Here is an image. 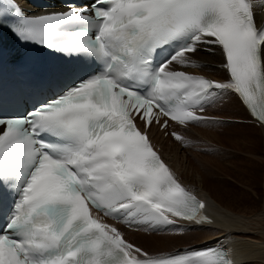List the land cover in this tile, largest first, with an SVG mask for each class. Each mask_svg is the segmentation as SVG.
<instances>
[{"label": "snow or ice", "instance_id": "obj_1", "mask_svg": "<svg viewBox=\"0 0 264 264\" xmlns=\"http://www.w3.org/2000/svg\"><path fill=\"white\" fill-rule=\"evenodd\" d=\"M257 10L264 0H65L29 15L0 0V36L77 62L0 110V264H236L219 244L151 253L104 217L152 230L213 222L150 131L206 123L224 95L264 126ZM201 50L219 55L227 80L178 70L200 66L191 57Z\"/></svg>", "mask_w": 264, "mask_h": 264}, {"label": "bare ground", "instance_id": "obj_2", "mask_svg": "<svg viewBox=\"0 0 264 264\" xmlns=\"http://www.w3.org/2000/svg\"><path fill=\"white\" fill-rule=\"evenodd\" d=\"M256 15H257V19H259V20L262 19L264 16V10H257ZM191 58L193 60H195L197 62V64L200 66L187 67V68H181V69H184L186 71H192V72H200V73H204V74L205 73L207 74V72H210L212 69H214L213 72L216 71L221 75H223V74L226 75V72L220 67L221 59H220L219 55L214 56V55H211L207 51L201 50L196 55L192 56ZM177 68L179 69L180 67L177 66ZM234 98H235L234 100L225 99L224 104L229 106V107L226 109V111H223V115L226 117H230L233 119L237 118V120H240V118L238 116H241L242 118H244L246 115H249V114L245 111V109L242 106L239 105V100L235 96H234ZM227 111H228V113H227ZM205 115H207L208 118H210L209 121L206 122V124H211V121L216 120V119L220 120L219 115H216L217 117H214L211 114V112L206 113ZM213 118H215V119H213ZM249 118H251V117H249ZM251 123H253L257 126H260L262 128V125H260L254 119L251 120ZM203 124L204 123H201L202 128H204ZM222 125H225L227 127L230 124H229V122H226V123L223 122ZM249 128H248V126L241 125V130L244 132L245 138L247 137L246 131H249L250 130ZM192 130H196V132H198L199 127L192 128ZM162 133L163 132H159L156 128L152 127V129L150 131V136H151L152 142L155 146H159L163 159L172 167V169L174 171H176L175 168L173 167V164L169 160V158H167V154L170 153L172 150H178L179 147L176 145H178L179 142H173V141H171V143H167V141L163 142V139H161L159 137ZM249 134H247V135H249ZM189 140H191L192 143L189 146L185 147L187 149L190 147H193L197 143L195 141L194 135H191L189 137ZM240 144H242V145L235 146L236 147V148H234V149H236L235 151H231V150L228 151V147H226L225 145L223 146L224 148L217 147L218 153H216L215 156L218 155L220 158V161L218 162L219 164H217L216 167H219V173L218 174L222 175L223 178H217L215 176V173L213 171L212 172L210 171L212 166H214L211 163V161H207L205 159L202 162L201 168L209 170L208 174H207V179H208V181H210L209 182L210 184H212L213 181L219 182V181H224L223 179L228 180V178L231 180L232 179L237 180V177H239V179L243 182L244 178L248 177L249 181H245L244 183L247 184L250 188H253V186L257 187L253 183H254L255 179L257 180V178L259 176L260 169H262V167H260L258 163H255L252 160H251V162H249L250 158H246L244 155L247 152H249V153L251 152V153L256 154L257 150H255L253 147H251L253 150L248 151V147L245 146L246 143L240 142ZM210 146H211L210 143L206 144V148H209ZM162 149H165V151L168 152V153H166V157H165V153L163 152ZM214 149L217 150L216 148H214ZM231 158L232 159L234 158V160L231 161ZM217 161H218V159H217ZM225 161H227V162H225ZM227 164H230L231 168L228 169L229 167H227V168L223 169L224 166ZM249 165H251V166H249ZM203 172L206 175V172L204 170H203ZM249 175H252V176L250 177ZM250 178L253 180V183H252V181H250L251 180ZM179 179L184 184V186H186L189 190L193 191L189 187V185L186 184V182H184L181 178H179ZM224 187H225V185H224ZM232 189H233V187H232ZM193 192L197 195L198 198L203 199L205 201L207 215H209L213 221L211 224H206L203 227H195V228L190 227V229H189V227H185V228H187L188 232H191L192 230H196L199 234L202 233L204 235L203 237H201V241H200L199 245H204V244H216L217 245V244H219V245L225 246L226 249H231L232 250L231 251L232 258L234 259L236 264H253V263L264 264V233H261L260 231H255V230L251 229L249 227L250 224H248L252 220H256L258 223L260 222L259 219H260L261 215L259 216V213H260L259 211L261 210L260 209L261 207H259L256 204V202H254V199H252L245 192L243 193V196L238 195V197L235 196V197H229L228 198L231 200V201L228 200V203H231L230 206L241 207V210H242L241 213L245 214V212H247L248 214H251V216L244 217L245 221H241V216L239 217L237 215V213L234 212V210L229 208L227 205L224 206L223 204H221V202H219V200L218 201L216 200L217 198H215L214 200H211L206 196V194L203 191L198 190L196 192L195 191H193ZM236 195H237V192H236ZM244 208L246 211L244 210ZM241 210H239V211H241ZM239 211H237V212H239ZM255 212H259V213L254 214ZM241 213H238V214H241ZM246 222H248V223H246ZM179 223L185 224V225L187 224V222H184V221H179ZM172 230H174L175 232L180 231L179 229L174 228V227H165V228L160 227V228H157L156 230H154V233L147 234V236L152 235V236H150L151 238L150 237L149 238L148 237L147 238L140 237L139 240H140L141 244H137L136 242L131 240L130 235H135V234L146 235V234H142V233H138V232L135 233V232H130V231H127V234L126 233L125 234H126V237L128 238V240L131 241L133 244L137 245L138 247H140L144 250H147V247H149V246L153 247V245H155V244L154 243L153 244H146V241H150V239L156 240L155 236L160 237L163 235H170L174 232ZM222 230H224L225 232H222ZM242 230H244V231L242 232ZM188 232H187V234H188ZM161 238L164 239L163 237H161ZM161 238H159V239H161ZM176 238H179V237H177V236L174 237V239H176ZM210 240H213V241H210ZM199 245H196V246H199ZM196 246H193V247H196ZM185 248L186 247L179 248V249H185ZM187 248H189V247H187ZM175 250H177V249H174L171 251H169V250L164 251L163 250L162 253H168V252H172Z\"/></svg>", "mask_w": 264, "mask_h": 264}, {"label": "rangeland", "instance_id": "obj_3", "mask_svg": "<svg viewBox=\"0 0 264 264\" xmlns=\"http://www.w3.org/2000/svg\"><path fill=\"white\" fill-rule=\"evenodd\" d=\"M213 71L214 69H212L210 72H207V75H209L211 78H214L216 81H221V80L223 81V79H225L226 77L225 74L221 75L218 72L216 71L213 72ZM225 99L234 100L235 98L234 95H224L221 99H219V101L207 107V109H209V112H211V114L214 117H217L216 115H219L220 120L218 119L213 120L211 121V124L204 123L203 124L204 128L201 127V124H196L195 126H192L186 131L188 136L190 135L195 136V141L197 143L193 147L187 149L185 148L186 146H184L183 144H178L176 145L179 147L178 150H172L170 153L165 151V149L162 150L165 153V157H166V153H168L167 158H169V160L173 164V167L176 170L175 173H177L178 177L181 178L184 182H186V184H188L193 191L195 192L198 190L203 191L206 194V196L211 200L217 198L216 199L217 201L219 200L221 204H223L224 206L227 205L229 208L233 209L234 212H236L239 217L241 216V221H245L244 217L251 216V214H248L247 212H245V214L241 213L242 212L241 207L230 206L231 203H228V200H230L228 198L235 196L238 197V195L243 196L244 192L248 194L252 199H254V202H256V204L259 207H261L260 208L261 210L260 209H259L260 211L258 210L261 214L259 212H255L254 214L259 213V216L260 215L261 216L260 219L258 218L260 220L259 223L256 220H252L250 223L248 222L246 223L250 224L249 227L251 229L264 233V224H263L264 223V126H262L261 128L260 126L251 123L252 119L249 118L250 117L249 115H246L244 118L238 116L241 121L237 120V118L233 119L224 116L223 111H226V109L229 107L224 104ZM239 105L242 106L240 102ZM223 122L225 123L229 122L231 126L229 125L227 126L228 127L227 128L225 125H222ZM241 125L248 126V128L250 127L249 131L245 130L247 136L246 138L244 132L241 130ZM197 127H199L198 132H196V130H192V128H197ZM160 138L163 139V142L167 141V143H171L163 135H160ZM240 142L246 143L245 146L248 147V151L253 150L251 147L257 150L256 154L251 152L250 153L247 152L246 154H244L246 158H250L249 162H251L252 160L255 163H258L260 167H262V169H260L259 176L257 180L255 179L256 181L254 180V183L253 180L250 178L251 179L250 181H252V183L255 184L257 187L253 186V188H250L247 184L244 183L245 181H249L248 177H245L243 182L239 179V177H237V180H233V179L231 180L229 178L228 180L223 179L224 181H219V182H215L212 180L213 182L212 184H210L209 183L210 181H208L207 179V174L209 170L201 168L202 162L205 159L207 161H211V163L214 166H212L210 171L211 172L213 171L217 178H223L222 175L218 174L219 167H216L217 164H219L218 162L220 161L219 156L218 155L215 156V154L218 153L217 147L224 148L223 146L225 145L226 147H228V151L229 150L235 151L236 150L234 149L236 148L235 146L242 145L240 144ZM208 143H210L211 146L209 148H206V144ZM214 148H216L217 150H215ZM233 160L234 158L233 159L231 158V161ZM227 167H229L228 169H230L231 168L230 164L225 165L223 169ZM203 170L206 172V175L204 174ZM249 176L251 177L252 175ZM243 231L244 230H242V232ZM187 232H188L187 228H185L183 231H177V232L174 231L170 235H163L160 237L155 236L156 240L150 239V241H146V244H153V243L155 244L153 245V247L150 246L147 247V250L152 253H162L163 250L171 251L183 247H193L199 245L201 241V237H203L204 235L202 233L199 234L196 230H192L191 232H188V234ZM222 232L225 231L222 230ZM150 236L152 235L147 236V235L135 234V235H130V239L136 242L137 244H141L139 240L140 237L149 238ZM176 236L179 238L174 239V237ZM161 237H163L164 239H162ZM253 264H258V263H253Z\"/></svg>", "mask_w": 264, "mask_h": 264}]
</instances>
